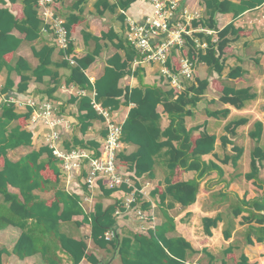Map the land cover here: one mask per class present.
I'll return each mask as SVG.
<instances>
[{"label":"trees","instance_id":"trees-1","mask_svg":"<svg viewBox=\"0 0 264 264\" xmlns=\"http://www.w3.org/2000/svg\"><path fill=\"white\" fill-rule=\"evenodd\" d=\"M16 1V0H14ZM24 6V18L19 21L9 10H0V59H5V55L14 53L21 44V40L10 35L14 27H21L26 31L28 39H35L39 36L40 24H43L38 17L39 0H21ZM87 0H75V2L65 11L62 7V0H56L54 9L57 16L65 17V26L68 31V48L61 55L67 54V58L54 63L53 55L55 46H43L40 50L34 49L39 65L34 69L39 80L45 76L53 74L52 66L59 68H69L70 74L66 77L67 85H75L85 90H94L95 99L90 96H73L67 102L77 103L79 114L78 124L82 133H87L94 120H104V117L95 109L93 101L109 110H116L123 103L125 105L135 104L129 111L128 117L123 125L122 141L127 144H134L137 149L130 155H121L122 164L128 165L130 171H134L136 177L147 175L153 177L156 164V156L163 149H167L168 174L153 190V195L157 196V201L161 207L163 221L147 234L133 232L129 236H122L117 231L118 216L115 215L118 202L104 206L103 197H109L116 189H106V181L100 180V187L104 190V195L100 196L95 206V211L85 216V221L91 225V237L100 247L108 245L117 249L118 255L123 264H189L188 257L195 253L192 243L184 236L169 237L168 234L176 231L177 221L170 212L177 207L187 208L195 204L198 200L200 184L212 172H218L222 176V171L217 170L220 166L214 162L208 163L203 159L204 155L212 154L216 150V134L202 132L195 134L198 128H189L187 118L194 115L196 108L202 101L201 97L210 87V78H200L195 76L194 83L186 85V89L180 91L173 88L168 81L163 84H145L141 72L142 68L132 70V62L140 55L127 41L125 35L119 34L114 27L101 37L94 36L83 30L85 44L91 41L95 43L94 49L83 57L73 54L76 51V44L72 40V28L85 19V5ZM137 0H97L95 3L96 13L103 15L106 11L115 13L118 8L124 12L117 18L121 22L126 21L125 12ZM206 9V15L199 19L192 20V29H208L212 33L205 31L194 32V37L188 35L186 45L182 52L188 56L198 67L205 64L211 71L218 73L221 77L225 69L224 53L227 46L241 37V30L232 22L220 29L216 19L219 13H233L234 17L245 11L255 8L264 3V0H201ZM50 33L56 34L53 27L48 25ZM126 27V26H125ZM217 38L215 39V35ZM199 42H206L207 46L201 48ZM110 41L119 51L109 58L103 75L94 84L85 74L103 50L101 41ZM117 40V42H115ZM55 44L61 48L55 41ZM173 53V52H172ZM178 56L171 54L167 67L173 72L180 69ZM72 60L75 64L72 63ZM16 68L30 69L29 63L25 59H20ZM197 72V71H196ZM243 67L237 66L230 70L227 75L229 81H234L243 76ZM127 75H134L139 78L140 85L134 88H120L119 82ZM30 77L21 76L18 84V91L24 93L29 86ZM58 84L47 90L46 95L54 100V93L58 89ZM217 85V86H216ZM216 88L222 93L221 100L230 103L237 108H243L246 101L254 98L250 89H237L235 85L227 84L224 80L216 81ZM14 83L10 80L2 91L13 89ZM221 87V88H220ZM12 94L16 92H11ZM124 97L125 101L121 102ZM164 107L167 113L169 126L161 128L162 116L158 111V106ZM65 104L63 105V107ZM0 114V157L4 158V165L0 168V230L10 225L20 227L23 232L14 246L13 253L21 259H26L36 253H41L45 264H58L61 259L58 251L68 255L71 264H80L84 258L99 264V260L88 256L87 243L83 238H77L63 230L64 222H71L76 215L84 214L79 195L73 194L60 188L58 183L62 174L61 167L58 166L59 158L54 155L49 144H44L41 148L33 150L21 157L18 161L11 160L9 152L20 146H31L35 134L27 131L21 125H16L10 129L13 121L23 119L29 120L32 109L26 113L15 111L13 103H5ZM229 110L223 112H211L213 116H227ZM63 115V114H62ZM114 117V116H113ZM245 123L239 120L232 123L234 129ZM232 125L228 126V129ZM231 131V130H230ZM261 131L259 132V134ZM106 135V132H105ZM223 144L229 141L228 136H222ZM73 143V145H71ZM72 143L68 142V149L76 147H93L96 150L100 147L101 141L85 140L74 136ZM236 156L239 159L243 152L242 148L235 147ZM99 155V151L96 152ZM229 158V157H228ZM264 160V148L256 147L252 152L251 171L246 174L247 180H253V184L261 188L264 179H260L259 163ZM195 171V176L190 180L181 179L179 172ZM54 178V179H53ZM18 188L20 195L10 191L9 187ZM54 189V199L50 204L41 198L38 191H49ZM262 194L256 196H245L239 199L236 204L235 215L248 209L249 214L243 219L249 222L255 221L258 224L253 227L260 233L257 238L259 242L264 241V188ZM146 204L145 207H148ZM238 208L240 210H238ZM32 225L29 226V221ZM222 220V216L204 217L202 220L206 234L212 235V229L217 227ZM82 225V223H78ZM38 228V229H37ZM108 231L115 234L111 240H107L105 235ZM251 241V240H250ZM11 252L7 248H0V264L3 263V256ZM236 264H257L250 262L246 255H242Z\"/></svg>","mask_w":264,"mask_h":264},{"label":"crops","instance_id":"crops-1","mask_svg":"<svg viewBox=\"0 0 264 264\" xmlns=\"http://www.w3.org/2000/svg\"><path fill=\"white\" fill-rule=\"evenodd\" d=\"M233 1L238 3L242 0ZM74 2L75 0H62L61 4L62 7H66L65 11L67 12ZM86 2L84 21L74 25L72 28V40L76 44V51L73 54H76L77 57L85 56L95 46L93 41L85 44L83 30L94 36L101 37L103 33L108 32L109 28L114 27L119 34H124L125 26H127V17H131L136 22L142 23L154 12V5L151 0H137L125 12L126 21L123 23L117 18L119 14L124 12L121 8H118L115 13L106 11L101 16L96 13L95 3L97 0H87ZM111 2L116 3L117 0H111ZM179 6L182 13L184 8H188L191 12H199L197 13L200 16L199 18L206 15V9L201 0H180ZM6 9L19 21L23 20L24 6L21 0H0V10ZM38 17L43 22L40 13ZM62 18L65 19V17ZM216 19L220 29L233 22L237 28H240L241 37L232 41L225 50L223 55L225 58V69L222 77L218 73L212 72L207 65L201 63L198 65L196 75L202 79L209 77L211 85L202 95V101L194 108V115L187 118V125L189 128L199 129L195 131L196 135H199L203 131L217 135L219 139L217 140L216 150L212 154L204 155L203 159L208 163L213 161L217 165L220 164L219 166L223 168L222 176L219 177L218 172H212L200 184L198 200L195 204L187 208H181L180 205H177L176 208L170 210L177 221V228L176 231L169 233L168 236H184L192 243L196 252L190 254L188 257L189 264L194 262H201L202 264H236L242 255H246L252 263L264 264V241L259 242L257 238L260 236V233L253 230V227H258V224L255 221L249 222L243 219L244 216L249 214L248 209L243 208L238 216L235 215L236 221L233 227L228 229L225 228L227 216L224 211L226 207V212L232 211L235 214V206L239 199H243L246 195L250 197L262 194V188H264V185L259 188L253 184V180H247L246 178V174L251 171V161L248 168L247 153L249 150L253 151L255 146L264 148V3L245 11L237 17H234L233 13H219ZM39 32V36L31 40L27 38L26 31L22 30L21 27H14L10 31V35L20 39L21 44L14 53H9L5 55V59H0V114L3 110L2 106L5 103H13L15 111L18 113H26L30 109L33 110V107L28 102L44 98L51 100L46 95V92L52 86L58 84V89L54 93L55 98L51 101L58 105L60 112L66 117L65 120L69 127L61 140L64 148H70L67 147V143H72L74 136L85 140H95L99 143L105 136V119L94 120L88 132L84 134L81 132L77 120L79 114L77 103L67 104L73 96L87 95L94 100L96 92L94 90L79 88L73 84L67 85L65 80L70 74L69 68L57 69L56 66H52V75L45 76L41 80L37 78L34 69L39 65V59L36 57L34 49L40 50L43 46H55L54 63L62 59H68L67 54L61 55V50L65 51L66 49L59 48L55 44L56 40L53 33H50V30L43 31L42 24H40ZM214 35L216 39L217 36L216 34ZM101 42L104 46L102 52L96 61L85 70V74L92 84L103 75L109 58L118 52H123L116 49L113 43L108 40ZM172 54L177 55L179 61L181 56L184 55L182 49H174ZM20 59H25L29 63L30 69L18 70L16 64ZM134 61L132 62V70L135 71L137 68L143 69L141 75L145 84L160 85L166 82L160 63H137ZM237 66L243 67V76L234 81H229L226 78L228 73L232 68ZM22 75L30 77L28 89L24 93L18 91V84L21 81ZM10 80L14 83L13 89L3 92L2 88ZM223 80L229 85H235L237 89H250V93L254 95V98L246 101L243 108H237L230 103L223 102L221 100L222 93L214 86L216 85V81L222 82ZM139 85V78L134 75H127L119 82V87L123 89H131ZM11 92H16L17 102H8L7 99ZM123 101H125L124 97L121 98V102ZM64 104L65 106L63 107ZM99 104L102 106L101 103ZM134 105L133 103L130 105L122 103L118 109L108 110L113 114L114 118L123 124ZM224 110H229L227 116H212L210 114L211 112H223ZM158 111L162 116L161 128L165 129L169 126L168 115L164 112L162 105L158 106ZM237 119L245 120V123L235 129L233 126L228 129V125ZM18 124L23 126L27 131H33L35 137L31 146H20L10 150L9 157L14 161H18L27 153L41 148L44 145L43 138H45L43 136V128L30 124L29 120L25 122L23 119L13 121L10 129H13ZM260 131L261 133L259 134ZM222 136H228L229 141L226 144H223L221 140ZM237 146L242 148L243 152L241 157L236 160L234 158L236 156L235 147ZM85 149L95 155L99 150V148L96 150L90 146ZM136 149V145L127 144L122 141L120 156L122 154L128 156ZM166 155L167 149H163L156 156L152 178L147 175L136 177L135 172L130 171L128 165L122 164L121 157L119 156V164L121 165V171L125 174V181L122 187L116 189L109 197H103L102 202L105 207L118 202V207L122 210V214L118 218L116 231L120 235L129 236L133 232L147 234L149 230L154 229L162 223V206H159L158 197L153 195V190L168 174V156L166 157ZM3 165L4 158L0 157V168ZM58 166L60 167V160ZM259 167L260 179H264V160L259 163ZM62 175L58 183L60 188L65 187V178L63 179ZM194 176L195 171L179 172L181 179L190 180ZM76 180L82 187L74 185L73 189L76 193L73 194L79 195L85 213L74 216L71 222H64L62 224L63 230L72 236L83 238L87 243L88 256L91 255L98 259L99 264H123L117 249L113 250L111 245L102 248L93 241L91 237V225L84 219L86 215L95 211L96 203L100 196L104 195V189L97 186L92 190H88L83 184L81 177H78ZM9 189L11 192L20 195L18 188L10 186ZM68 192L72 193V191ZM217 192H221L222 199H216ZM37 193L41 198L47 200L48 204L54 199L53 188L49 191H38ZM130 200L132 201L129 202ZM0 201H3L2 196H0ZM146 204H149V206L145 207ZM138 209L144 211L145 218H138ZM207 210H211L215 214V216L210 217H216L217 214L222 216V220L218 226L212 229V235L206 234L202 223L204 217H209ZM238 210L240 209L238 208ZM32 222V220L29 221V226L32 225ZM80 222L82 225L79 226L78 223ZM22 232L23 230L20 227L12 225L0 230V248H7L11 252V254L3 256V263L45 264L41 253H36L26 259H21L13 253L14 246ZM218 240L221 242H216ZM58 255L61 259V262L58 264L72 263L64 252L58 251ZM80 264L93 263L91 260L84 258Z\"/></svg>","mask_w":264,"mask_h":264},{"label":"built area","instance_id":"built-area-1","mask_svg":"<svg viewBox=\"0 0 264 264\" xmlns=\"http://www.w3.org/2000/svg\"><path fill=\"white\" fill-rule=\"evenodd\" d=\"M56 0H39L38 9L43 18V31H48V25L52 26L56 34V43L63 49L68 48L69 38L65 26L64 18L57 16L54 3ZM154 5V12L148 16L144 22H136L133 18L127 17L125 38L128 43L139 53L140 57L134 62L160 63L166 81L180 91L186 89V85L194 83L196 76V65L186 55L180 59V69L173 72L167 67V62L174 49H183L186 45L185 36L194 37V32L205 31L207 29H192V20L197 18V13L184 8L180 12V0H151ZM201 48L207 46L206 42H199ZM139 60V61H138ZM72 63L74 61L72 60ZM15 93H11L8 102H17ZM33 107L30 124L36 127H47L45 131L44 144L54 150L53 153L60 160L63 179L65 178V190L76 193L73 186L82 187L76 180L78 177L83 179V184L88 190L100 187L99 181H106V188L118 189L124 183V173L121 171L119 156L122 147L123 125L116 121L113 114L93 101L95 109L104 117L106 125V135L101 141L99 155L92 154L89 150L76 147L66 149L62 143V136L68 131L66 117L60 112L58 105L51 100L44 98L41 100L29 101ZM130 200L129 202H131ZM122 210L117 207L115 215L121 216ZM137 216L145 218L144 211L138 209ZM113 231H108L105 235L107 240L114 236ZM192 264H202L194 262Z\"/></svg>","mask_w":264,"mask_h":264},{"label":"rangeland","instance_id":"rangeland-1","mask_svg":"<svg viewBox=\"0 0 264 264\" xmlns=\"http://www.w3.org/2000/svg\"><path fill=\"white\" fill-rule=\"evenodd\" d=\"M147 1H148V0H147ZM193 12L199 13V12H197V11H193ZM125 31H126V30H125ZM237 120L239 121V120H241V119H237ZM237 120H235L234 122H236ZM234 122H232V123H234ZM232 123H231L230 125H232ZM43 124H44V123H43ZM43 124H42L41 128H43V130H44V132H45V131H47V127H45V126H44L45 124H44V125H43ZM228 126H229V125H228ZM232 126H233V125H232ZM232 126H231V127H232ZM231 127H230V128H231ZM44 132H43V136H45V133H44ZM254 138H255V137H254ZM251 144H252V143H251ZM263 146H264V143H263ZM256 147H258V146H255V148H256ZM255 148H254V149H255ZM254 149H253V150H254ZM251 151H252V150H249V152L247 153L248 168L250 167V161H252V154H251ZM252 152H253V151H252ZM166 157H167V155H166ZM167 159H168V157H167ZM211 162H213V161H210V163H211ZM219 165H220V164H219ZM219 165H218V166H219ZM217 170H221V171H222L223 168L220 166L219 168H217ZM217 194H218V195H217V198H216V199H217V200L222 199V196L220 195L221 192H217ZM224 211H225V214H226V216H227V217H226L227 219H226V227H225V228L228 229V228L233 227L234 222L236 221V220H235L236 216H235V214L232 213V211L226 212V211H227V208H226V207L224 208ZM207 215H208L209 217H210V216H215V214L212 213L211 210H207ZM217 215H218V214H217ZM217 215H216V216H217ZM229 217H230V218H229ZM222 239H223V238H222ZM193 242H195V241H193ZM216 242H221V241L218 240V241H216Z\"/></svg>","mask_w":264,"mask_h":264}]
</instances>
